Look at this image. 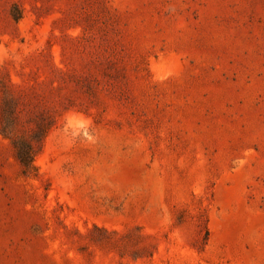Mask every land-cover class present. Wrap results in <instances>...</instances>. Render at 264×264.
Returning a JSON list of instances; mask_svg holds the SVG:
<instances>
[{"label": "rangeland", "instance_id": "1", "mask_svg": "<svg viewBox=\"0 0 264 264\" xmlns=\"http://www.w3.org/2000/svg\"><path fill=\"white\" fill-rule=\"evenodd\" d=\"M15 1L0 71L52 79L92 0ZM106 1L144 62L137 105L63 111L35 177L0 133V264H264V0ZM93 226L140 227L155 251L85 257Z\"/></svg>", "mask_w": 264, "mask_h": 264}, {"label": "trees", "instance_id": "2", "mask_svg": "<svg viewBox=\"0 0 264 264\" xmlns=\"http://www.w3.org/2000/svg\"><path fill=\"white\" fill-rule=\"evenodd\" d=\"M0 5H6L11 22L22 17L17 1L0 0ZM83 14L82 32L67 35L60 44V62L47 64L52 79L16 84L0 71V133L27 177L37 175L34 157L63 111L94 109L100 115L110 106L129 110L137 105L145 67L121 15L106 0H92ZM83 239L77 250L85 257L97 249L120 259L148 260L156 247L140 227L118 231L93 226Z\"/></svg>", "mask_w": 264, "mask_h": 264}]
</instances>
